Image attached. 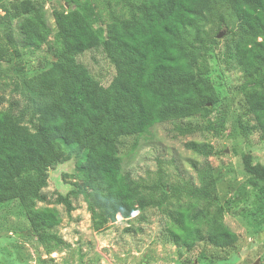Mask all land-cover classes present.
<instances>
[{
  "label": "trees",
  "instance_id": "trees-1",
  "mask_svg": "<svg viewBox=\"0 0 264 264\" xmlns=\"http://www.w3.org/2000/svg\"><path fill=\"white\" fill-rule=\"evenodd\" d=\"M4 1L0 18L8 27V60L38 54L52 62L39 57V72L24 80L40 98L34 129L12 110H0V203L19 202L32 236L48 247L64 244L55 231L62 222L60 211L40 205L48 202L46 188L55 169L67 165L63 175L73 172L81 181L67 193L66 186L56 184L57 203L70 213L72 197L82 195L100 229L108 219L130 217L136 205L152 203L122 170V137L149 131L159 122L225 112L228 96L217 70L222 39L216 34L222 27L230 30L225 55L243 75L233 91L264 68V0ZM213 25L216 34L209 28ZM96 47L116 66L108 86L77 61V55ZM4 54L0 49L1 60ZM243 98L251 117L241 121L242 129L248 137L264 139V81L245 88ZM245 163L242 177L264 178L263 165H250L249 157ZM211 177L209 171L201 181L215 189ZM222 213V207L215 213L203 208L190 217L184 212L186 227L174 240L183 239L181 252L205 240L235 244L237 236L222 222Z\"/></svg>",
  "mask_w": 264,
  "mask_h": 264
},
{
  "label": "rangeland",
  "instance_id": "rangeland-1",
  "mask_svg": "<svg viewBox=\"0 0 264 264\" xmlns=\"http://www.w3.org/2000/svg\"><path fill=\"white\" fill-rule=\"evenodd\" d=\"M103 8L106 12L108 4ZM2 13L0 8V17ZM214 26L209 28L216 34ZM7 33L8 27L0 18V49L5 53V59H0V110H12L21 123L34 129L40 98L24 80L39 72L35 69L39 57L47 64L52 59L37 54L29 60H8L12 53ZM229 34L227 27L216 34L222 39L217 70L223 74L220 81L228 96L224 113L159 122L149 131L120 139L122 170L152 203L136 205L132 216L118 215L96 229L84 197H72L74 208L69 213L65 205L57 203V185L50 181L48 202L40 205L60 211L62 222L55 231L64 244L48 247L37 240L22 205L2 202L0 264H264V178L240 174L247 170V157L250 165L264 166V139L258 134L248 137L241 127V121L251 117L245 109L243 90L264 81V68L233 91L243 75L225 55ZM77 61L105 86L116 76V66L100 47L80 53ZM209 171L215 189L205 188L201 181ZM77 184L81 181L73 172L69 176L61 173V187L68 188L65 193L77 190ZM220 207L222 222L237 236V242L223 247L205 240L182 253L183 239L179 243L174 240L186 227L183 213L190 217L203 208L215 213ZM202 232L207 234V226Z\"/></svg>",
  "mask_w": 264,
  "mask_h": 264
},
{
  "label": "water",
  "instance_id": "water-1",
  "mask_svg": "<svg viewBox=\"0 0 264 264\" xmlns=\"http://www.w3.org/2000/svg\"><path fill=\"white\" fill-rule=\"evenodd\" d=\"M219 37H221V35H219ZM65 168H68L67 165H61L59 166L57 169H55L52 174H51V177H52V180L58 185V186H61V173L62 171L65 169Z\"/></svg>",
  "mask_w": 264,
  "mask_h": 264
}]
</instances>
